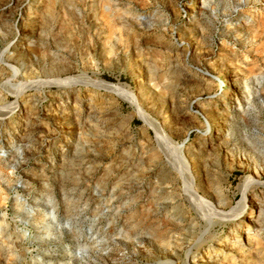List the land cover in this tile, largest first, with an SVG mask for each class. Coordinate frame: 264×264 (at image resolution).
Masks as SVG:
<instances>
[{
  "label": "rangeland",
  "instance_id": "obj_1",
  "mask_svg": "<svg viewBox=\"0 0 264 264\" xmlns=\"http://www.w3.org/2000/svg\"><path fill=\"white\" fill-rule=\"evenodd\" d=\"M263 123L264 0H0V264H264L263 230L247 244L179 171L235 205Z\"/></svg>",
  "mask_w": 264,
  "mask_h": 264
},
{
  "label": "bare ground",
  "instance_id": "obj_2",
  "mask_svg": "<svg viewBox=\"0 0 264 264\" xmlns=\"http://www.w3.org/2000/svg\"><path fill=\"white\" fill-rule=\"evenodd\" d=\"M201 4H203V2H201ZM191 12H192V10H189V13H191ZM23 40L24 39L22 38L20 40V42L18 43L19 45L17 44L18 50H20L18 53L25 51L28 53H32L33 55H36L39 52V46H40V44H39L40 39L39 38H38V40H31V39H28L26 41H23ZM239 76H240V74L235 72L234 74H231L230 77L226 78V80L229 83L228 85L230 86V88H229L230 92H232V97L234 98V101L232 102L233 109H235V110L241 109V106L244 103V104L248 105L252 110L253 109L256 110V103L258 101V100H256L257 99L256 95L254 96V95H252L251 92L246 91L247 87H245V86L240 87L239 86V83L236 82V81L240 80ZM94 83H96V82H94ZM97 83H99L107 91L115 92L116 94L125 95V98L131 104L133 103L134 105H136L134 96L132 94H126L125 92H123V90H122V88H120L119 84H115V83L108 82L105 80H98ZM222 83H223V81H222ZM247 113L250 114L249 108L245 110L244 115H247ZM253 115L255 116L254 119L260 121V115L257 113V111H255L253 113ZM248 121H250V120H248ZM210 128L211 127L209 126L207 129H210ZM254 130H253V132L252 131L249 132L250 134L247 131H246L247 133L242 131V137L247 144V148L248 147L252 148L254 150V152H251V151L245 149V147H243V146H241V147L239 146V148H241L240 152H242L244 154V156L241 157V159L236 160V161H240V165H241V163H245L246 169L249 168L250 165L254 166V164H253L254 162L252 163L253 160L251 161V160H249V158H248V160L245 159L246 157H249V153L261 154V155H263V158H264V123L262 126V130H257L258 132H256V131L254 132ZM227 131H229V130L227 129ZM208 133H209V131L205 132L203 135H206L207 137H209L207 135ZM216 136H219V134L217 131H214L213 137H211L210 139L212 140ZM226 138L227 139L225 141H223V144H221L220 147L228 148V151H226V154L230 153L231 156L238 159V157H236V155H235L236 153L234 152L235 147H238V146L235 143H232L230 145L229 144L230 139L228 137H226ZM261 155H259V156H261ZM250 158H252V157L250 156ZM174 161L176 162V159ZM263 161H264V159H263ZM241 166H244V165H241ZM254 167H255V169L246 170V171H248V173L245 174L242 178V181H240L241 182L240 190H241L242 196L236 202V204L233 206H231L229 204L228 200H225L224 202H221V203L219 201L218 202L216 201V204H214L213 200L211 199V197H212L210 194L211 190L208 189V187L206 190H203V192H201L199 190L200 187H198V185L196 186L194 184L195 183V181H194L195 177L192 174V170L190 169L191 166L188 162H183V166H182L183 170H179V171H181L180 175L182 176L184 183H186L185 189L188 190L187 191V192H189L188 195H190L191 200L194 203V206L197 207L198 209H200L201 211L206 212L210 216L215 217V221L216 220L230 221L233 228H236L238 226L240 229H243L245 231L244 232L245 233V241L247 242V244H249L252 240L255 241L256 243H258L259 242L258 237L262 233V230L264 233V192H262L261 196L259 195V193H255V195L253 197L250 194L254 190L253 188L256 187L257 185L259 187H261L263 184V186H264V182H263L264 181L263 180L264 170H256L257 169L256 166H254ZM230 171H233V170H230ZM205 180H206V178H205ZM207 181H208V179H207ZM206 186H207V184H206ZM201 189H202V187H201ZM250 198H251V200H250ZM226 208H228V209H226ZM245 214H247V215H245ZM253 228H256V230H254ZM238 231L239 230L235 229V233H234V236L237 238L239 237V232H240V231L239 232ZM254 231H256V232L253 234ZM263 237L264 236H262L261 238H263ZM253 238H255L256 240H254ZM236 242L238 243V240L234 239L233 243L229 244L230 245L229 251H232L233 248H235V249L238 248L235 246ZM237 245H239V244H237ZM225 246L226 245H224V244L218 245V247H217V249L219 251L218 253L223 252V250H225ZM210 258L211 257H209V261L211 260ZM205 264H211V263L206 262Z\"/></svg>",
  "mask_w": 264,
  "mask_h": 264
}]
</instances>
